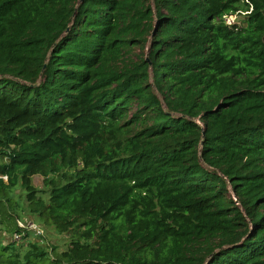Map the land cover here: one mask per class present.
I'll return each mask as SVG.
<instances>
[{
	"label": "trees",
	"instance_id": "trees-1",
	"mask_svg": "<svg viewBox=\"0 0 264 264\" xmlns=\"http://www.w3.org/2000/svg\"><path fill=\"white\" fill-rule=\"evenodd\" d=\"M0 264H264V0H0Z\"/></svg>",
	"mask_w": 264,
	"mask_h": 264
},
{
	"label": "rangeland",
	"instance_id": "rangeland-1",
	"mask_svg": "<svg viewBox=\"0 0 264 264\" xmlns=\"http://www.w3.org/2000/svg\"><path fill=\"white\" fill-rule=\"evenodd\" d=\"M228 18L225 19V21L230 20L231 23L233 24H242L241 20L243 19V15L241 14H233L230 16H227ZM33 184L39 189L40 191V195L43 198H47V188L43 186L42 183V177L40 175H35L32 178ZM16 194L20 193V190L17 189ZM21 204H23V201L20 202ZM27 220H33L32 217H24ZM35 221V220H33ZM37 222V221H36ZM35 222V223H36ZM36 224H38L42 229H43V237L42 239H45V243L48 245H55L57 247L58 250H63L66 248L67 244H68V236L66 234H61V233H57L56 231H54L51 227H46L43 224L37 222ZM33 239H41L38 236H34Z\"/></svg>",
	"mask_w": 264,
	"mask_h": 264
},
{
	"label": "built area",
	"instance_id": "built-area-1",
	"mask_svg": "<svg viewBox=\"0 0 264 264\" xmlns=\"http://www.w3.org/2000/svg\"><path fill=\"white\" fill-rule=\"evenodd\" d=\"M227 16H230V15H227ZM227 16H224V19L228 18ZM225 22L228 24H232L230 22V20L225 21ZM4 178H5V176H4ZM17 224L21 228H25L27 230L32 231L37 236L43 235V229L32 220H27V219L20 220V219H18ZM13 237H14V239H18L19 235L15 234Z\"/></svg>",
	"mask_w": 264,
	"mask_h": 264
}]
</instances>
